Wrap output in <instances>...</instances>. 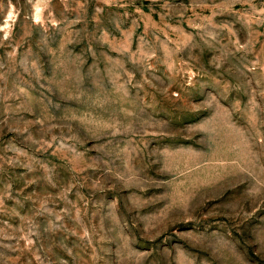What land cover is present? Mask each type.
<instances>
[{
  "label": "rangeland",
  "instance_id": "rangeland-1",
  "mask_svg": "<svg viewBox=\"0 0 264 264\" xmlns=\"http://www.w3.org/2000/svg\"><path fill=\"white\" fill-rule=\"evenodd\" d=\"M0 264H264V0H0Z\"/></svg>",
  "mask_w": 264,
  "mask_h": 264
}]
</instances>
